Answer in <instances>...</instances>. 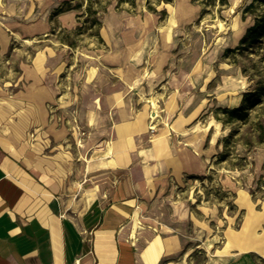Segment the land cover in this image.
Wrapping results in <instances>:
<instances>
[{
	"label": "rangeland",
	"instance_id": "rangeland-1",
	"mask_svg": "<svg viewBox=\"0 0 264 264\" xmlns=\"http://www.w3.org/2000/svg\"><path fill=\"white\" fill-rule=\"evenodd\" d=\"M62 1L0 0V111L10 113L12 102L16 108L15 94L28 82L22 66L37 51H47V66L56 67L52 78L59 93L50 104V120L66 130L68 147H88L91 131L80 118L88 109L81 92L91 94L85 83L98 77V88L109 83L126 92L132 146L158 142L181 150L191 145L206 158L202 172L167 173L144 196L140 226L154 239L144 250L148 264H224L239 251L228 242L229 233L242 230L251 208L261 218L257 232L264 233V145L249 152L241 144L233 149L232 162L247 156L242 169L215 162L230 130L217 116H223L222 107L239 105L250 85L224 52L253 23L251 14L244 16L252 0L154 2L160 12L166 9L163 17L147 0H136L133 8L128 3L117 8L114 2L102 14V38L89 34L91 29L70 33L77 41L73 46L61 42L59 34L75 30L79 12L52 16ZM36 128L27 130L30 141L40 131ZM198 138L201 148L194 144ZM105 144L97 140L93 151ZM162 238L169 239L168 247ZM258 256L264 264V256Z\"/></svg>",
	"mask_w": 264,
	"mask_h": 264
},
{
	"label": "crops",
	"instance_id": "crops-1",
	"mask_svg": "<svg viewBox=\"0 0 264 264\" xmlns=\"http://www.w3.org/2000/svg\"><path fill=\"white\" fill-rule=\"evenodd\" d=\"M47 57L37 51L22 66L28 82L15 94L16 108L0 111V264H148L144 250L154 239L140 226L144 196L167 173L202 172L206 158L191 145L132 146L127 93L109 83L98 88V77L84 84L91 94L81 92L88 147H68V133L50 120L59 87ZM30 126L40 130L33 141ZM97 140L106 144L94 156ZM258 254L239 250L224 264H260Z\"/></svg>",
	"mask_w": 264,
	"mask_h": 264
},
{
	"label": "trees",
	"instance_id": "trees-1",
	"mask_svg": "<svg viewBox=\"0 0 264 264\" xmlns=\"http://www.w3.org/2000/svg\"><path fill=\"white\" fill-rule=\"evenodd\" d=\"M169 1L171 0H147V6L150 10L160 12L154 2ZM206 1L209 4L219 1L224 5L228 0ZM114 2L117 8H121L125 3L132 8L136 6V0H63L54 8L52 16L75 10L79 12V24L74 31L62 29V34H59L60 41L73 46L77 41L70 35H83L88 29H91L89 34L102 38L98 30L102 23V14L107 12ZM160 14L163 17L166 9L163 8ZM246 14L253 16V23L246 29L236 46L225 50L224 57L241 68L242 73L249 77L250 85L243 92L239 105L221 108L223 116L217 118L230 130L223 139V150L215 155L217 164L228 161L231 168L240 169L244 168L247 156L238 155L232 162L231 154L235 152L237 145H243L248 152L252 147L264 145V0H252L244 8V16ZM257 190H260V185L251 190L253 196Z\"/></svg>",
	"mask_w": 264,
	"mask_h": 264
},
{
	"label": "bare ground",
	"instance_id": "bare-ground-1",
	"mask_svg": "<svg viewBox=\"0 0 264 264\" xmlns=\"http://www.w3.org/2000/svg\"><path fill=\"white\" fill-rule=\"evenodd\" d=\"M260 220L259 214L254 213L251 208L242 230L230 232L228 242L235 244L240 251L252 250L264 256V233L257 232ZM138 222L139 219L136 214L135 223Z\"/></svg>",
	"mask_w": 264,
	"mask_h": 264
}]
</instances>
